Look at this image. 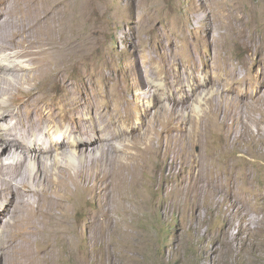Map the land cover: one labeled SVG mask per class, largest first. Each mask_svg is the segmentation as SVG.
Returning <instances> with one entry per match:
<instances>
[{
	"label": "rangeland",
	"instance_id": "374dc122",
	"mask_svg": "<svg viewBox=\"0 0 264 264\" xmlns=\"http://www.w3.org/2000/svg\"><path fill=\"white\" fill-rule=\"evenodd\" d=\"M57 6L80 11L81 62L64 76L69 91L46 93L56 115L44 125L64 134L44 140L57 137L66 151L49 158L88 185L65 179L81 195L48 233L50 264H264V0ZM71 14L48 15L38 36L60 34ZM19 242L0 264H40L44 239Z\"/></svg>",
	"mask_w": 264,
	"mask_h": 264
},
{
	"label": "bare ground",
	"instance_id": "6f19581e",
	"mask_svg": "<svg viewBox=\"0 0 264 264\" xmlns=\"http://www.w3.org/2000/svg\"><path fill=\"white\" fill-rule=\"evenodd\" d=\"M59 1L0 0V257L2 259L7 247L11 249L20 243L19 236L33 235L44 239L41 252L37 256L39 263L50 264L52 255L47 241L48 233L56 231L54 224H57L63 216V204L73 196L81 195L71 192L65 179H73L77 187L88 185L84 181L86 179L81 182L83 173L81 168L73 169L74 172L71 173L66 168L67 161L64 162L56 155L54 158H49L50 155L62 152L64 149L56 147L57 137L54 135L55 139L51 141L54 144L44 140L48 130L59 135L63 133L58 125H44L52 122L51 117L56 115L52 107L47 109L43 105L46 101V93L50 89L69 91L64 76L69 73L71 66L81 62L80 11L75 7L67 11L57 6ZM65 13H72L71 22L68 26L65 25L66 23L61 26L60 34L52 36L42 33L40 35L43 37L38 36L36 23L44 25V19L48 15ZM31 27L35 31L30 29ZM76 28L79 32H72ZM60 35L64 44L62 51L58 49L57 39L61 37ZM69 41H73V44L68 43ZM80 97L81 92L75 91L74 101H71L74 102L75 107L72 109L81 105ZM66 131L65 129L64 132ZM70 142L74 144L73 149L76 151V138H72ZM64 153L67 152H63V155ZM3 157L13 160L4 162ZM48 158L49 164L45 163ZM50 166L56 171L53 169L55 172L51 170V173L48 172ZM11 168L16 169L18 174L13 177L10 174L9 179L8 172ZM101 183L99 187L116 191L117 182L108 180L105 186L103 182ZM37 184L42 186L37 187ZM44 224L49 230L43 226ZM10 236H13V241L17 239L15 244Z\"/></svg>",
	"mask_w": 264,
	"mask_h": 264
},
{
	"label": "trees",
	"instance_id": "16d2710c",
	"mask_svg": "<svg viewBox=\"0 0 264 264\" xmlns=\"http://www.w3.org/2000/svg\"><path fill=\"white\" fill-rule=\"evenodd\" d=\"M164 232H167V228H165L164 229ZM185 233H186V231H185V229L184 228H181L180 230H179V234H180V239L181 240H185L186 238H185Z\"/></svg>",
	"mask_w": 264,
	"mask_h": 264
}]
</instances>
